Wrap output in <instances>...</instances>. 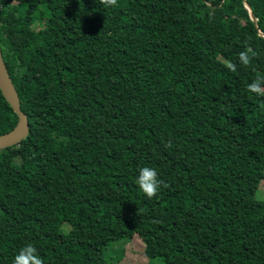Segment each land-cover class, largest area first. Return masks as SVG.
I'll list each match as a JSON object with an SVG mask.
<instances>
[{
  "label": "trees",
  "instance_id": "1",
  "mask_svg": "<svg viewBox=\"0 0 264 264\" xmlns=\"http://www.w3.org/2000/svg\"><path fill=\"white\" fill-rule=\"evenodd\" d=\"M0 50L30 123L0 150V264H114L134 235L148 264H264V0H0Z\"/></svg>",
  "mask_w": 264,
  "mask_h": 264
},
{
  "label": "clouds",
  "instance_id": "2",
  "mask_svg": "<svg viewBox=\"0 0 264 264\" xmlns=\"http://www.w3.org/2000/svg\"><path fill=\"white\" fill-rule=\"evenodd\" d=\"M115 0H105L107 6H111ZM250 59V50L245 49L238 53V60L241 64L246 65ZM225 67L229 71L235 70V65L232 62H227ZM246 90L256 95H264V76H256L248 81L245 85ZM135 184L140 191L147 197H152L162 183L158 178L155 168L143 165L139 166L134 176ZM11 264H43L36 247L31 243H25L20 246L13 254Z\"/></svg>",
  "mask_w": 264,
  "mask_h": 264
},
{
  "label": "water",
  "instance_id": "3",
  "mask_svg": "<svg viewBox=\"0 0 264 264\" xmlns=\"http://www.w3.org/2000/svg\"><path fill=\"white\" fill-rule=\"evenodd\" d=\"M246 8L250 11V7L248 4H246ZM252 19L254 22L256 21L254 15H252ZM0 89L4 98L10 104L13 111L18 116V121L15 127L6 133L0 134V150H1L3 148H7L19 144L30 133V123H29L28 115L21 108V101L19 94L11 79V76L9 74L1 50H0Z\"/></svg>",
  "mask_w": 264,
  "mask_h": 264
},
{
  "label": "rangeland",
  "instance_id": "4",
  "mask_svg": "<svg viewBox=\"0 0 264 264\" xmlns=\"http://www.w3.org/2000/svg\"><path fill=\"white\" fill-rule=\"evenodd\" d=\"M255 196L264 200V179L261 181ZM61 232L54 233L53 237L58 240L61 237ZM115 249H121L123 255L114 264H148V258L144 253V243L138 235H134L129 241L116 243Z\"/></svg>",
  "mask_w": 264,
  "mask_h": 264
}]
</instances>
